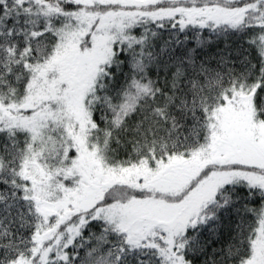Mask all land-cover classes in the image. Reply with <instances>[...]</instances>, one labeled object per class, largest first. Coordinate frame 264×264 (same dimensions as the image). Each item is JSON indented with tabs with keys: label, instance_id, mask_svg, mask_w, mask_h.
<instances>
[{
	"label": "snow or ice",
	"instance_id": "6c2138e0",
	"mask_svg": "<svg viewBox=\"0 0 264 264\" xmlns=\"http://www.w3.org/2000/svg\"><path fill=\"white\" fill-rule=\"evenodd\" d=\"M0 264H264V0H0Z\"/></svg>",
	"mask_w": 264,
	"mask_h": 264
}]
</instances>
